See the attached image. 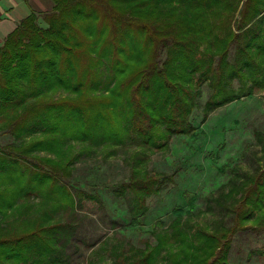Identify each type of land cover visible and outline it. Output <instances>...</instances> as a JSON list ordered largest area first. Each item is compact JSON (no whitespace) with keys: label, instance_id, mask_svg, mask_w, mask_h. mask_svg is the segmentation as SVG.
<instances>
[{"label":"trees","instance_id":"16d2710c","mask_svg":"<svg viewBox=\"0 0 264 264\" xmlns=\"http://www.w3.org/2000/svg\"><path fill=\"white\" fill-rule=\"evenodd\" d=\"M52 1L0 45V137L11 138L0 141V264H69L64 214L77 200L103 203L96 184L74 179L84 156L115 152L126 140L164 151L174 135L194 131L197 108L204 122L264 90V0ZM203 86L209 94L200 103ZM145 158L137 155L127 180L106 185L118 202L131 197L129 226L142 224L147 197L170 176L148 171ZM232 171L226 192L209 196L204 209L174 207L168 225L155 222L153 241L112 245L88 264H248L264 256V167ZM247 240L255 246L244 249Z\"/></svg>","mask_w":264,"mask_h":264},{"label":"rangeland","instance_id":"374dc122","mask_svg":"<svg viewBox=\"0 0 264 264\" xmlns=\"http://www.w3.org/2000/svg\"><path fill=\"white\" fill-rule=\"evenodd\" d=\"M208 94V87L203 86L200 103ZM61 95L63 93L55 97ZM189 119L194 131L189 135H174L164 151L148 152L126 140L115 152L108 147L76 162L74 179L86 184V189L92 190L88 185L96 184L99 189L92 191L103 203L77 200L76 210L64 214L63 221L72 228L70 238L64 240L69 264H88L89 257L100 260L99 255H107V249L112 245L128 247L142 245L147 239L153 241L151 231L155 222L162 220L165 226L168 225L174 207L183 211L190 206L204 209L209 196L226 192L232 168L241 173H252L256 168L264 167V90L216 108L204 122L200 108ZM10 140L6 135L0 137L1 143ZM108 150H111L110 154L106 152ZM137 155L146 157L144 165L148 171L170 176L157 193L147 197L148 211L142 224L129 226L131 197L118 202L106 185L127 180ZM186 193L193 194L191 203L186 200ZM220 208H216L218 216L223 212ZM101 240L106 241L105 245L102 246ZM250 242L243 241L242 247L255 246V241ZM248 264H264V256Z\"/></svg>","mask_w":264,"mask_h":264},{"label":"crops","instance_id":"0c3cea01","mask_svg":"<svg viewBox=\"0 0 264 264\" xmlns=\"http://www.w3.org/2000/svg\"><path fill=\"white\" fill-rule=\"evenodd\" d=\"M52 6V0H0V45L21 19L31 12L48 11Z\"/></svg>","mask_w":264,"mask_h":264}]
</instances>
